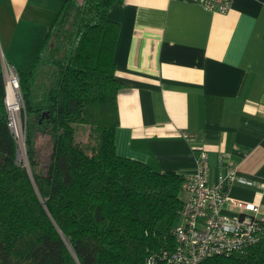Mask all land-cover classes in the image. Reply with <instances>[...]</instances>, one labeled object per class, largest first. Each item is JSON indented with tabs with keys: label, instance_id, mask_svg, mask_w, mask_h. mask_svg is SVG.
Segmentation results:
<instances>
[{
	"label": "trees",
	"instance_id": "obj_1",
	"mask_svg": "<svg viewBox=\"0 0 264 264\" xmlns=\"http://www.w3.org/2000/svg\"><path fill=\"white\" fill-rule=\"evenodd\" d=\"M122 2L62 1L31 68L17 71L30 173L17 162L0 68V264H165L175 246L186 175L116 152L124 83L108 12ZM86 124L89 153L75 139ZM201 264H264V239Z\"/></svg>",
	"mask_w": 264,
	"mask_h": 264
},
{
	"label": "crops",
	"instance_id": "obj_2",
	"mask_svg": "<svg viewBox=\"0 0 264 264\" xmlns=\"http://www.w3.org/2000/svg\"><path fill=\"white\" fill-rule=\"evenodd\" d=\"M62 1L0 0L4 76L31 68ZM108 17L120 24L115 77L124 83L116 152L189 175L204 149L209 181L234 167L251 184L233 183L229 198L254 203L264 218V0H233L226 13L186 0H123Z\"/></svg>",
	"mask_w": 264,
	"mask_h": 264
},
{
	"label": "built area",
	"instance_id": "obj_3",
	"mask_svg": "<svg viewBox=\"0 0 264 264\" xmlns=\"http://www.w3.org/2000/svg\"><path fill=\"white\" fill-rule=\"evenodd\" d=\"M186 1L198 3L218 13L228 12L233 3V0ZM4 81L8 126L16 140H19L10 125L9 105L12 103L7 100L10 88L19 105H23L18 74L9 70ZM22 134L24 137L23 127ZM236 182L251 184L238 176L232 166L219 174L216 182H210L208 154L204 149H199L197 170L186 175L181 186V194L184 193L185 197L182 198L178 220L171 228L175 246L164 253L165 264H201L207 257L243 253L264 239V218L257 216L258 206L233 200L227 194L228 188ZM228 205L236 211L234 215L224 212L223 208Z\"/></svg>",
	"mask_w": 264,
	"mask_h": 264
},
{
	"label": "rangeland",
	"instance_id": "obj_4",
	"mask_svg": "<svg viewBox=\"0 0 264 264\" xmlns=\"http://www.w3.org/2000/svg\"><path fill=\"white\" fill-rule=\"evenodd\" d=\"M22 108H23V105L19 106L20 110H19L18 116H17L18 120L20 119V121L22 119V116L20 117ZM16 127L18 130H15V127L13 125L11 126L12 130L16 133V135H17V133L20 134L19 140L17 139V143H18L17 162H18V164L26 165L28 163L27 158H26V153H25V151H23V148L20 147V142L23 141V134H22L23 121H22V126L20 125V127H18V126H16ZM75 127H76V133H75L76 142L81 144L83 146V148L89 153L91 151V149L85 145L86 135H87V131H88L89 126L86 124V125H75ZM41 142H42V138L39 141L40 145H41ZM23 143H24V141H23ZM22 146L24 147L23 144H22ZM42 156L43 157L47 156L46 150H44V149L42 151ZM182 195L184 196L185 194L182 193Z\"/></svg>",
	"mask_w": 264,
	"mask_h": 264
},
{
	"label": "bare ground",
	"instance_id": "obj_5",
	"mask_svg": "<svg viewBox=\"0 0 264 264\" xmlns=\"http://www.w3.org/2000/svg\"><path fill=\"white\" fill-rule=\"evenodd\" d=\"M7 100L9 103H12L9 105V121H10V125L15 127V130H18L16 126L20 127L21 123H20V119L18 120L17 116H18V112H19V103H18V99L17 97H15L13 91L9 88L8 92H7ZM19 132V131H18ZM17 136L20 138V134L17 133ZM24 141V140H23ZM23 141L20 142V147L23 148L22 144L24 145Z\"/></svg>",
	"mask_w": 264,
	"mask_h": 264
},
{
	"label": "water",
	"instance_id": "obj_6",
	"mask_svg": "<svg viewBox=\"0 0 264 264\" xmlns=\"http://www.w3.org/2000/svg\"><path fill=\"white\" fill-rule=\"evenodd\" d=\"M25 166L27 167V170H28V171H29V173H30V169H29V166H28V164H26Z\"/></svg>",
	"mask_w": 264,
	"mask_h": 264
}]
</instances>
